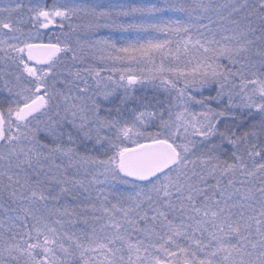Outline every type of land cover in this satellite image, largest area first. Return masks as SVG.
I'll return each mask as SVG.
<instances>
[{
	"label": "snow or ice",
	"instance_id": "1",
	"mask_svg": "<svg viewBox=\"0 0 264 264\" xmlns=\"http://www.w3.org/2000/svg\"><path fill=\"white\" fill-rule=\"evenodd\" d=\"M25 8L0 3V264H264V0Z\"/></svg>",
	"mask_w": 264,
	"mask_h": 264
},
{
	"label": "rangeland",
	"instance_id": "2",
	"mask_svg": "<svg viewBox=\"0 0 264 264\" xmlns=\"http://www.w3.org/2000/svg\"><path fill=\"white\" fill-rule=\"evenodd\" d=\"M9 2H11V0H0V3H9ZM54 2H64V0H23V3L26 6L25 12H26L27 6H29V5L49 6L50 7L52 5V3H54ZM75 2L87 4V3H93V2H95V0H75ZM112 2L113 3H150V2L151 3H156V2H158V0H112ZM189 2L190 3H195L196 0H189ZM205 2L211 3L215 7V6H218V5L231 4L233 2V0H205ZM241 2H242V0H241ZM249 2H254V0H249ZM221 11H222V13L224 15H227V10L222 9ZM207 15L212 17L213 20H216L217 23H220V21L218 19V14L216 12H211L210 11ZM73 22L77 23L78 21H75V19H74ZM202 22L203 23H208V20H204ZM224 23H227V21H224ZM216 26H217L216 23H214L212 25L213 28H215ZM40 32L41 33L51 34L52 30L44 31V29H40ZM55 34L57 36H61L62 39L66 37L67 39L70 40V42L74 46L76 45L77 41H79L81 44L86 45L88 43V39H89L88 34L86 32L81 31L80 29H77L76 31H72L67 26H65V28L63 30H58ZM100 34L111 35L113 37V39H117V38H120L122 36H129V35H131L132 37H135V35H136L135 33H132V34L110 33L107 29L100 30ZM143 35L147 36L149 34H143ZM153 35H159V34H153ZM43 38L45 40H47L48 37L44 36ZM87 62H90L94 66L100 67V68H103V66H104L103 62L98 61V60L89 59ZM68 63L71 65L73 62L69 60ZM165 63H167V61H165ZM224 63L226 64L227 62L225 61ZM157 64H159V59H157ZM5 70H6L5 66L2 63H0V72L5 71ZM152 70H153L152 69V65H150V64H143L138 69V71L141 72L144 75H147ZM8 71H10V69H8ZM101 75L106 77L107 75H109V73L106 72V71H102ZM112 75H113V78H116V76H118L119 73H113ZM154 83L157 86L154 87L152 84H149L148 86H146L144 88H138L137 89V93H150V92H152V93H164V95L166 96L167 94L164 92L163 88L159 87V81H156ZM206 93H215V92L211 91L209 89V90L205 91L204 95ZM210 104L213 107L216 103H215V101H212V102H210ZM0 107H6V106L0 105ZM193 107H194V110H199V106L198 105L193 106ZM241 111H244V110H241Z\"/></svg>",
	"mask_w": 264,
	"mask_h": 264
},
{
	"label": "trees",
	"instance_id": "3",
	"mask_svg": "<svg viewBox=\"0 0 264 264\" xmlns=\"http://www.w3.org/2000/svg\"><path fill=\"white\" fill-rule=\"evenodd\" d=\"M137 95H141V94H148L149 96H151L152 94H156V95H158L160 98H165L166 96L164 95V93H152V92H150V93H136ZM215 95V93H206L205 95ZM217 105L215 104L213 107H216ZM222 123H223V120H222ZM70 171H73V170H71L70 169ZM83 173H81V175H82ZM93 196H95V193H93ZM81 200H83V196H81ZM79 201H73V200H71V199H69L68 201H67V203H69V204H75V203H78ZM113 202H115V201H113ZM83 203H88V201L87 200H83Z\"/></svg>",
	"mask_w": 264,
	"mask_h": 264
},
{
	"label": "water",
	"instance_id": "4",
	"mask_svg": "<svg viewBox=\"0 0 264 264\" xmlns=\"http://www.w3.org/2000/svg\"><path fill=\"white\" fill-rule=\"evenodd\" d=\"M51 29H44V31H50Z\"/></svg>",
	"mask_w": 264,
	"mask_h": 264
}]
</instances>
